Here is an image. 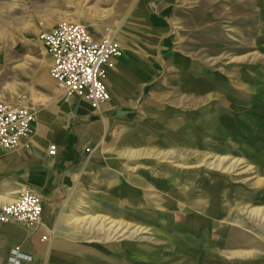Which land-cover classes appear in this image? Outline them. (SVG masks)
Wrapping results in <instances>:
<instances>
[{
  "label": "rangeland",
  "instance_id": "rangeland-1",
  "mask_svg": "<svg viewBox=\"0 0 264 264\" xmlns=\"http://www.w3.org/2000/svg\"><path fill=\"white\" fill-rule=\"evenodd\" d=\"M138 1L0 0L2 98L66 95L40 30L76 22L123 45ZM174 8V64L87 157L53 235L86 264H264V0Z\"/></svg>",
  "mask_w": 264,
  "mask_h": 264
},
{
  "label": "crops",
  "instance_id": "crops-1",
  "mask_svg": "<svg viewBox=\"0 0 264 264\" xmlns=\"http://www.w3.org/2000/svg\"><path fill=\"white\" fill-rule=\"evenodd\" d=\"M175 1H138L131 15L134 20L121 44L122 55L115 59V68L109 70L106 79L110 100L100 109L93 108L84 97L67 96L57 88L42 91V102L32 107L36 109L34 134L14 149L0 145V207L13 202L26 189L44 202L38 226L0 223V264H9L15 248H20L23 255H31L32 264H76L79 260L86 264L84 252L59 246L61 241L53 235L60 231L63 221L62 199L75 185L87 157L101 142L111 140L113 129L134 115L141 100L174 64ZM57 24L40 30L39 36ZM51 60L52 75V55ZM51 144L57 146L55 156L48 153ZM194 191L187 194L192 197ZM221 198L215 197L205 209L209 216L219 212Z\"/></svg>",
  "mask_w": 264,
  "mask_h": 264
},
{
  "label": "built area",
  "instance_id": "built-area-1",
  "mask_svg": "<svg viewBox=\"0 0 264 264\" xmlns=\"http://www.w3.org/2000/svg\"><path fill=\"white\" fill-rule=\"evenodd\" d=\"M40 40L53 57L52 76L67 96H81L95 109L110 100L106 85L109 70L122 55L120 42L113 37L96 38L81 23L62 21L50 30L42 31ZM36 111L26 105L8 102L0 97V145L14 149L35 131ZM48 153L55 156L57 146L51 144ZM44 214L42 198L26 189L13 203L0 207V223L18 222L38 226ZM14 249L10 264H21L27 255L18 257ZM25 257V258H24ZM18 259V260H16Z\"/></svg>",
  "mask_w": 264,
  "mask_h": 264
},
{
  "label": "bare ground",
  "instance_id": "bare-ground-1",
  "mask_svg": "<svg viewBox=\"0 0 264 264\" xmlns=\"http://www.w3.org/2000/svg\"><path fill=\"white\" fill-rule=\"evenodd\" d=\"M16 200V199H15ZM14 200V201H15ZM13 201V202H14ZM13 202H11V203H13ZM14 252V251H13ZM15 253V252H14ZM17 255H18V257H22V256H25V255H23L21 252H20V248H19V251H17ZM25 258V257H24ZM11 259H12V257L10 258V262H9V264L11 263ZM16 260H18V259H16Z\"/></svg>",
  "mask_w": 264,
  "mask_h": 264
}]
</instances>
